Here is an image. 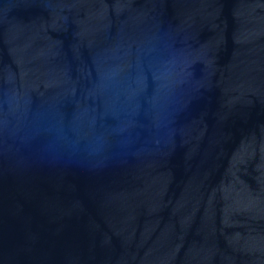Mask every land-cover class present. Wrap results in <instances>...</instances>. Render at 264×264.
Here are the masks:
<instances>
[{
  "label": "water",
  "instance_id": "1",
  "mask_svg": "<svg viewBox=\"0 0 264 264\" xmlns=\"http://www.w3.org/2000/svg\"><path fill=\"white\" fill-rule=\"evenodd\" d=\"M0 264H264V0H0Z\"/></svg>",
  "mask_w": 264,
  "mask_h": 264
}]
</instances>
